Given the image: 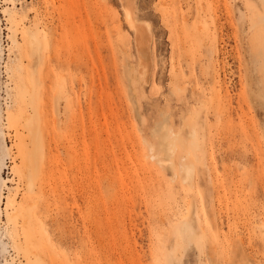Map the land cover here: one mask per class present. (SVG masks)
I'll list each match as a JSON object with an SVG mask.
<instances>
[{"label": "rangeland", "instance_id": "1", "mask_svg": "<svg viewBox=\"0 0 264 264\" xmlns=\"http://www.w3.org/2000/svg\"><path fill=\"white\" fill-rule=\"evenodd\" d=\"M121 5L0 0V264H264V0Z\"/></svg>", "mask_w": 264, "mask_h": 264}, {"label": "bare ground", "instance_id": "2", "mask_svg": "<svg viewBox=\"0 0 264 264\" xmlns=\"http://www.w3.org/2000/svg\"><path fill=\"white\" fill-rule=\"evenodd\" d=\"M122 1V5L124 6V9H125V15H126V18H127V22H128V24H129V26H132V27H134V29L136 30V33H137V36H136V39H137V46H138V48H139V50L141 51V52H144L148 47H147V43H146V36L144 35V34H146L147 32H148V27L147 26H145V25H147V24H145V25H143V26H145V27H147V32H145L144 33V31H143V27L141 28L138 24H140V23H137V21L135 20V18L132 16V9H133V1L134 0H121ZM119 3H120V1H119ZM135 3V2H134ZM121 5V6H122ZM135 9H136V7H134ZM123 9V10H124ZM135 12V11H134ZM135 16V15H134ZM142 26V25H141ZM144 27V28H145ZM23 44L25 45V47H27L30 51H33L34 53H35V55H36V57H37V59H38V61L39 60H41V58H42V42H41V38L39 37V35H38V33L36 32V31H33V30H31L30 28L28 29V30H24L23 31ZM150 33V32H149ZM148 34V33H147ZM148 36V35H147ZM149 37V36H148ZM148 39V38H147ZM150 40V39H149ZM149 45V44H148ZM27 48H25V49H27ZM29 51V52H30ZM148 51V50H147ZM26 52H27V50H26ZM27 54H28V52H27ZM145 56V55H144ZM144 56H143V58H144ZM141 59H142V57H141ZM143 60V59H142ZM41 62V61H40ZM147 62H148V60H147ZM141 63V62H140ZM146 63V62H145ZM139 64V63H138ZM141 65V67H146V64H144V62L142 61V63L140 64ZM149 67V66H148ZM138 68V67H137ZM138 70V69H137ZM139 71H140V68H139ZM138 71V72H139ZM141 72V71H140ZM140 74V73H139ZM143 74V73H142ZM141 74V75H142ZM58 91V90H57ZM38 149V148H37ZM36 153V152H35ZM40 153V152H39ZM36 158H38L37 156H36ZM37 160V159H36ZM37 163H38V161H37ZM37 163H36V165H37ZM39 164V163H38ZM40 168V167H39ZM39 170V169H38ZM188 174L190 175V169L188 170ZM29 179H30V177H29ZM29 179H27V189L28 190H30L31 189V187H32V183H31V181L29 180Z\"/></svg>", "mask_w": 264, "mask_h": 264}]
</instances>
